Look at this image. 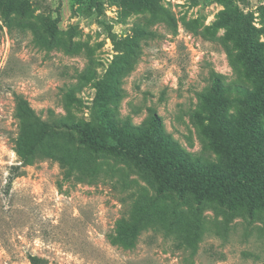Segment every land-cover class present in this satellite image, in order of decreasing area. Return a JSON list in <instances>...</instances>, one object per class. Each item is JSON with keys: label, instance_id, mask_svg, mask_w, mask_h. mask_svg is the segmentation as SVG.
Listing matches in <instances>:
<instances>
[{"label": "rangeland", "instance_id": "374dc122", "mask_svg": "<svg viewBox=\"0 0 264 264\" xmlns=\"http://www.w3.org/2000/svg\"><path fill=\"white\" fill-rule=\"evenodd\" d=\"M263 82L264 0H0V264H264L263 208L74 148L157 116L192 161L237 168L236 130L264 170ZM37 122L58 130L22 139Z\"/></svg>", "mask_w": 264, "mask_h": 264}, {"label": "trees", "instance_id": "16d2710c", "mask_svg": "<svg viewBox=\"0 0 264 264\" xmlns=\"http://www.w3.org/2000/svg\"><path fill=\"white\" fill-rule=\"evenodd\" d=\"M253 63L257 72H260L262 68L258 63ZM259 93L254 102L256 113L264 109V82ZM18 112L28 119L36 117L29 106H20ZM55 130L58 129L50 124L37 122L36 128L30 134L21 135V138H31L41 143L55 133ZM220 130L222 131L221 128ZM224 131L227 138L238 142L237 149L243 152L238 155L241 158L236 163L237 168L229 171L207 168L188 158L179 146L162 132L157 116L151 117L149 124L144 128H111L110 132L115 140L113 144L105 143L91 132L76 129L78 141L75 142L74 148L79 151L81 147L89 146L96 154L110 153L117 157L130 158L138 168L153 172L159 181V195L175 192L181 199L191 193L196 203L216 199L230 209L240 204H244L250 212L257 207L264 209V170H260L257 163L243 157L246 156L243 155L246 147L241 143V133L236 130ZM250 140L259 145L255 136H250ZM21 153L24 152L18 149V154ZM30 260L32 264H36L39 258L30 257Z\"/></svg>", "mask_w": 264, "mask_h": 264}]
</instances>
